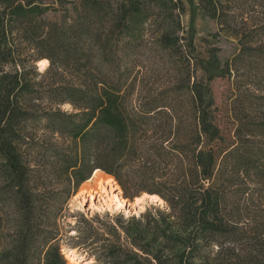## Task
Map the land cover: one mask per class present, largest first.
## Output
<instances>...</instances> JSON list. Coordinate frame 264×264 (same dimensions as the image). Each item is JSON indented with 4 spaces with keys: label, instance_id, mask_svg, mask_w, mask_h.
<instances>
[{
    "label": "trees",
    "instance_id": "trees-1",
    "mask_svg": "<svg viewBox=\"0 0 264 264\" xmlns=\"http://www.w3.org/2000/svg\"><path fill=\"white\" fill-rule=\"evenodd\" d=\"M69 1L0 0V264H67L63 247L95 264H264V0H198L236 39L231 63L181 43L179 0ZM231 65L224 117L210 82ZM95 169L163 203L70 225Z\"/></svg>",
    "mask_w": 264,
    "mask_h": 264
},
{
    "label": "rangeland",
    "instance_id": "rangeland-1",
    "mask_svg": "<svg viewBox=\"0 0 264 264\" xmlns=\"http://www.w3.org/2000/svg\"><path fill=\"white\" fill-rule=\"evenodd\" d=\"M49 2H55V0H47ZM114 7H118L122 2L125 0H110ZM182 4V12H180L178 17V27L176 28V34H178L180 37L183 38L181 41L182 44L186 43V40L184 38L192 39L193 45L195 47V53L198 54L201 57H207L208 51L211 47L218 48L217 56L219 60L222 63L230 62V60L238 53V44L236 39L233 37L227 35L223 31H219V28L214 20L210 19L209 17L205 16L203 12L198 8V0H179ZM66 8H71V3L69 0H65ZM56 11H50L47 13V16L50 19H58L61 15V7L58 5V3H55ZM148 40H151L149 37ZM143 64L135 68L137 70L138 68H142L145 72L150 71V64H152L153 59L147 58L146 55L143 58ZM231 63V62H230ZM39 65V63H38ZM43 65V64H42ZM159 67V77H164L165 74V67L164 64H158ZM231 74L230 76L225 77H218L214 78L210 82V89L211 93L213 95L215 106L218 107L219 113L221 116L226 117L225 110L228 108L229 103L232 100V94L236 92V83L234 81L235 72L233 71V66L231 65ZM152 72L147 73L148 76L152 77ZM196 74L201 77L202 72L197 70ZM156 75V73H155ZM146 77V76H145ZM159 82H164L163 78L158 80ZM158 82V83H159ZM64 109H68L67 106H64ZM227 122V121H224ZM85 182V181H84ZM92 183V182H91ZM93 184V183H92ZM81 185V184H80ZM105 189H99V192L97 194H94V204L93 206H90V198L89 200L84 203L82 201V204H78L77 201L73 200V196L76 195L73 194V198L69 201V214L70 216L67 217L66 222L70 225H73L75 223V219L77 218V215L79 213H83L86 217H91L95 213L104 214L108 212L109 214H118L121 213L124 215V217H128L130 215H138L141 212L145 210L146 207H148L151 204L144 205L143 208L136 210L134 212L126 211L125 206L118 207L116 209H113L115 206L116 196H122L119 189H115L111 185L105 184ZM80 187V186H79ZM78 187V188H79ZM115 193V199L114 201L110 198V196L114 195ZM81 197V196H80ZM79 199V198H78ZM147 197L144 196V203ZM162 201V200H161ZM128 200L126 199V203ZM155 204H157L155 201H153ZM106 203H110V208H105L107 205ZM162 202L158 204H162ZM104 204V206H103ZM125 205V202H124ZM102 207V208H96ZM76 216V217H75ZM74 231H72L73 233ZM64 243L67 245L70 243L68 238L64 239ZM66 248V247H63ZM68 249V248H67ZM62 252V250H61ZM63 254V253H62ZM71 258L69 259V264H95L94 260L92 258H88L85 253L82 252L80 249H75L74 252L70 255ZM66 259V258H65ZM66 262H68V259H66Z\"/></svg>",
    "mask_w": 264,
    "mask_h": 264
},
{
    "label": "bare ground",
    "instance_id": "bare-ground-1",
    "mask_svg": "<svg viewBox=\"0 0 264 264\" xmlns=\"http://www.w3.org/2000/svg\"><path fill=\"white\" fill-rule=\"evenodd\" d=\"M39 65L43 66L45 63H46V60H41L38 62ZM43 64V65H42ZM93 184H92V183ZM105 184H109L111 185L112 187H114L115 189H119V191L121 192V189L120 187L118 186V184L116 183V181L114 180V178L105 173L104 171L100 170V169H95L92 173V175L85 181L83 182L80 187L78 188V191L75 193L76 195H74L72 198L73 200L77 201V203L79 204H82V201L84 203H86L89 198H90V206H93L94 204V201H93V198H94V194H97L99 192V189H102L104 190L105 189ZM81 196V197H80ZM115 193L114 195L110 196V198L114 201L115 199ZM144 196L147 197V198H150L152 201H155L156 203H160L162 202L161 199L156 196V195H148L146 193L142 194L141 196L139 197H136L134 198L135 199V203L137 204H140L139 206V209L143 208L144 207ZM150 196V197H149ZM79 198V199H78ZM115 201L117 203H115V206L113 209H116L118 207H121V206H125V210L126 211H130V212H134L138 209H131L130 207L127 206V203H126V199L123 198L122 196H116V199ZM124 202H125V205H124ZM105 205H107L105 208H110V203H106ZM104 206V204H103ZM96 208H102V207H97ZM75 249H67V248H62V253L64 254L65 258L68 259V262L67 264H69V259L71 258V254L72 252H74Z\"/></svg>",
    "mask_w": 264,
    "mask_h": 264
},
{
    "label": "water",
    "instance_id": "water-1",
    "mask_svg": "<svg viewBox=\"0 0 264 264\" xmlns=\"http://www.w3.org/2000/svg\"><path fill=\"white\" fill-rule=\"evenodd\" d=\"M149 195V194H148ZM150 197V196H149ZM152 203H154L150 198H147L146 200H145V203H144V205H146V204H152ZM140 204H137V203H135V199L133 200V201H128L127 202V206L128 207H130L131 209H138L139 210V206Z\"/></svg>",
    "mask_w": 264,
    "mask_h": 264
}]
</instances>
